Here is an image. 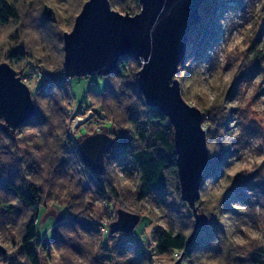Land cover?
I'll return each instance as SVG.
<instances>
[{"label":"clouds","instance_id":"obj_1","mask_svg":"<svg viewBox=\"0 0 264 264\" xmlns=\"http://www.w3.org/2000/svg\"><path fill=\"white\" fill-rule=\"evenodd\" d=\"M5 3L15 10L16 16H9L7 23H0V65H7L13 71V78L27 89L29 101L40 110L45 122L13 127L0 117V127L11 133L10 137L0 130V175L7 177V167L15 163L19 175L14 178L13 185L29 190L34 187L40 195L37 217L33 208L25 206L17 194L0 188V212L6 207L14 209L10 218L0 215V249L3 250L0 264H32L21 250L30 222L36 233L49 240L47 246L42 240L31 242L38 264H128L135 259L136 253L127 249L118 253L115 245L122 233L110 228L119 222V211L139 218L132 231L149 254L140 264H264V193L246 188L250 203L232 200L229 203L234 211L224 210L222 203L238 175L251 176L253 183L264 181V63L252 56L253 52L264 53V33L252 46L264 23V0H244L243 11L237 8L224 11L218 20L223 30L222 38L207 50L210 60L198 61L189 55L182 64L176 63L168 81L169 88H176L182 104L200 114L198 127L209 156L219 152L221 146L234 152L227 157L222 175L215 181L211 177H202V184L196 189L197 198L191 205L182 199L178 165H163L159 173L165 178L164 199L180 206V213L185 214L183 219L159 203L156 193L147 192L141 198V189L149 178L143 167L136 166L127 171L105 152L101 156L103 172L100 179L103 188L107 185L115 192L114 196L105 198L88 180L83 171L85 164L78 154L68 152L64 147L71 146L69 133L78 143H83L95 135L115 140L116 134L125 130L131 137L127 158L135 164L137 157L145 158V153H150L154 162L159 160L155 152L157 146L166 149L164 145L167 144L174 148L175 124L169 123L167 115L149 114L147 96L141 92L138 97L126 86L128 82H135L137 74L150 61L151 52L148 60L143 56L121 58L117 62L119 75L107 72L71 75L66 78L64 89L53 86L51 96L41 95L37 89L43 72H63L67 56L64 37L74 32L77 18L91 0H5ZM105 3L109 12L121 18H135L144 9L141 0H105ZM45 9L51 12V18L46 25L40 26L39 20ZM17 46L23 47L25 57L19 62V73L10 66L8 55ZM254 59H259L262 70L250 79L241 80L235 95L228 99L236 78ZM125 68L129 70L125 72ZM93 75L99 87L103 88V82L108 80L118 95H96L87 91ZM74 80L85 81L81 92L91 106L88 112L99 110L98 117L79 126L78 122L84 117L77 115L73 119L71 116L77 107L72 87ZM130 107L139 113L135 121L129 118ZM229 116L231 119L225 128L223 121ZM105 123L111 127H105ZM250 123L258 128V134L246 132L245 126ZM61 158L67 159L68 163L59 174L56 168ZM30 163L34 170H29ZM86 181L89 190L84 191L82 184ZM17 208L19 214L15 212ZM64 209L77 217L97 221L98 231H86L79 224L72 227L61 224L56 230L63 242L53 241L55 216ZM200 215L208 220L214 216L221 226L209 241L212 248H219L218 252L211 249L186 252V242ZM140 221H145L142 228ZM157 227L163 234L170 233L172 239L182 236V246L160 250L161 235L154 231ZM105 241L107 249L102 247ZM73 243L79 245L81 252L71 247ZM253 254L256 259L251 258ZM96 257L103 258L97 260Z\"/></svg>","mask_w":264,"mask_h":264},{"label":"water","instance_id":"obj_2","mask_svg":"<svg viewBox=\"0 0 264 264\" xmlns=\"http://www.w3.org/2000/svg\"><path fill=\"white\" fill-rule=\"evenodd\" d=\"M207 1L141 0L143 12L129 19L109 12L105 0H91L77 18L74 32L64 37L67 53L64 77L113 73L121 58L143 56L148 60L151 52L150 61L137 74L135 82L139 91L147 96L149 108L167 115L169 122L176 126L174 147L183 185L182 199L190 205L197 198L196 189L202 184L209 156L204 148L203 133L198 127L200 114L182 104L176 88H169L168 81L176 63L187 58L188 34L201 21L200 8ZM13 77L14 73L7 65H0V117L15 127L34 116L36 108L29 101L27 89ZM5 130L8 131L7 128ZM112 145L113 140L103 135L89 137L78 144L80 159L94 175L103 172L101 156L109 152ZM118 215L119 222L110 225L111 230L132 233L139 218L123 211ZM62 219V214L55 216L56 222ZM207 224L208 219L204 216L196 217L186 248L195 231Z\"/></svg>","mask_w":264,"mask_h":264},{"label":"trees","instance_id":"obj_3","mask_svg":"<svg viewBox=\"0 0 264 264\" xmlns=\"http://www.w3.org/2000/svg\"><path fill=\"white\" fill-rule=\"evenodd\" d=\"M215 0H208L206 3H204L200 9H202V7L206 4V5H210V8L213 7V4ZM218 1V0H216ZM212 3V4H210ZM214 9V8H212ZM11 16L13 18H15L16 13L15 10L13 8H11L10 6H8L5 3V0H0V23H7L8 21V17ZM200 23V22H199ZM205 27V26H204ZM204 27L202 28L201 26H199V24L195 27H193L191 29V31L188 34V45H192V49L191 52L193 53V47L194 44L196 42H199L198 45H203L204 41L208 38H211L212 36H210L208 34V31H206L204 29ZM194 43V44H193ZM196 47V45H195ZM199 47V46H198ZM188 48V47H187ZM21 55H22V51L20 49H13L11 51V53L9 54V56L11 58H14V60H20L21 59ZM188 55V54H187ZM187 57V56H186ZM127 59V58H124ZM183 62H181L182 64ZM129 69L125 68L124 71L127 72ZM113 73L119 75V69L117 68L116 71H114ZM64 75L63 73H60L59 75H54L51 84L47 85V86H43L39 89L38 93L41 95H48L51 96V90L53 88V86L59 87L61 89H64L63 87V79ZM127 87H130L133 92L139 97V94L141 93L137 87L136 82L132 83V82H128ZM88 91L92 92L93 94L96 95H107V94H111L112 96L116 97L118 94L113 91L111 84L109 83L108 80L104 81L103 84V88H101L99 91H95L93 90V88L89 87ZM35 106V105H34ZM36 108V106H35ZM129 114H130V119L132 120H136L139 113L135 110L134 107H130L128 109ZM149 114L154 115V116H163L162 112H160L159 110L155 109V108H149ZM38 117L37 115V110L34 114V116H32L27 122L25 123H31L33 120H36V118ZM170 123V122H169ZM225 124V120L223 121V125ZM143 124L140 125L141 128H143ZM165 128H167V125H164ZM143 135V134H141ZM158 138V136H157ZM130 140L131 137L129 136V134L125 131V130H121L120 132H118L116 134V139L113 140V145L109 151L110 153V158L111 159H115L117 160V162L119 164H122L124 166V169L127 171H131L133 168L137 167H143L145 169L146 172H148V181L145 182L144 186L141 189V198H143V195L147 192H154L156 193V197L158 198V202L161 200H164L165 194H166V184H165V178L163 177L162 174H160L159 172L162 170L163 165L165 167L172 165V164H176V152H175V147L171 149V147L167 144L164 145V148H161L159 146L156 147L155 152L156 155L160 158L159 160L155 161L154 157H150V153H145L144 159H141L140 157L136 158V164L129 160L127 158V153L131 150V145H130ZM151 143H155V141H151ZM81 160V159H80ZM68 163V160L65 158H61V160L59 161V164L56 168V172L57 171H64V166ZM87 176H88V180L91 181L92 183L95 184L96 186V191L101 195L104 196L105 198H107L109 195H115V192L112 188H110L109 186L105 185L103 188V185L101 183V179H100V175H94L91 171H89L86 167L83 170ZM213 172V167H209L208 169H205L203 172V176L204 177H212V173ZM244 188H234L233 191L236 192L237 194L235 195L236 200H240L242 203H246L244 201L243 198H241L243 196L242 191H244V189L246 188H252V189H257L260 187V185H245L243 186ZM0 188L4 189L7 192H11L13 195H18L20 200L25 204V206H31L33 208V211L37 214V217L39 216V208H38V204L40 201V195H39V191L32 187L29 188L28 187H19L16 188L13 185V182L11 180V177H4L2 175H0ZM82 190L87 191L89 190V184L88 182H83L82 184ZM17 191H19V193H16ZM239 191V192H238ZM263 191L264 193V189L261 190V192ZM230 202V201H229ZM228 202V204L224 207V210L227 211H234L233 209H231L230 207V203ZM180 208V206L178 205V209ZM68 213V216L66 218H64L63 220H61L60 222H56L53 226H52V237L51 239L57 243L63 242V237L57 232L56 228L57 225H64L66 227H72L74 224H79L83 229H85L86 231H98V226L96 224H94L92 221L86 220L84 218L81 217H77L73 214H71L70 212H68L67 209H65ZM15 212L17 214H19L20 209L17 208L15 209ZM14 213V209L12 207H6L2 212H0V215H4L6 218H10ZM182 217H184L185 214H181ZM221 229V226L219 225V223L217 221H213V220H209L207 226H205L204 228H199L195 231L194 237L191 241V243L189 244L188 248H186V252H191L195 249H211L215 252L219 251V248H212V246L210 245L209 241L214 238L215 233ZM155 232L157 234H160V250H163L166 247H181L182 246V242H183V237L181 236L179 239H172L171 234L170 233H161V230L158 228L157 230H155ZM127 234H122L120 236V239L117 240L116 245H115V249L118 253H123L124 250H131L133 252L136 253L135 259L130 260L128 262V264H140V261L144 258H146L149 254H147V252L145 251V249L141 246H137L132 244L130 241H128L126 238H124L123 236H126ZM41 241L43 242V244L45 246H47V244L49 243L48 239H40L34 228L31 225V222L29 223V227H28V235L25 237L24 240V246L23 249L24 253L29 257V259L31 260L32 264H38L35 254L33 252V244L31 243L32 241ZM37 247H39V244H36ZM71 247L76 251V252H81V248L79 247V245L73 243L71 244ZM102 247L107 249V247H104V245L102 244ZM3 250L0 249V253H2ZM103 257H96L97 260L102 259ZM252 259H256L255 254L252 255L251 257Z\"/></svg>","mask_w":264,"mask_h":264},{"label":"rangeland","instance_id":"obj_4","mask_svg":"<svg viewBox=\"0 0 264 264\" xmlns=\"http://www.w3.org/2000/svg\"><path fill=\"white\" fill-rule=\"evenodd\" d=\"M214 3L215 4H213V7H212L214 9L210 8L209 4L208 5L205 4L202 7V9H200L201 21L199 23V26H201L202 28L205 26L204 29L206 31H208V34L212 37L208 38V40L206 39L204 41L203 45H198L199 42H196L195 44L193 43L194 44L193 53L191 52V50L189 51V47H190V49H192V45L191 44L188 45L187 57L189 55H191L198 61L210 60V57L207 54V50L209 48L213 47L222 38L223 30L218 23L219 18L222 16L224 11H226L230 8H237V9H240L241 11H243V9L245 7L244 0H218V1L215 0ZM210 4H212V3H210ZM47 11L48 10L45 9L43 15L40 17V20H39L40 26L46 25L47 21L51 18V12H50V15L47 16ZM261 33H264V23H262L260 31L257 33V35L253 41L252 46H254L255 43H257L259 41ZM195 45H196V47H195ZM13 49H20L22 51V55H21L20 60H14V58H11V57L9 59L10 66H12L13 69L19 73V71H20V69L18 67L19 62L25 58L24 54H23V47L17 46V47L12 48L10 50V52L8 53V55L11 53V51ZM249 50H251V48ZM252 56H253V58H259L260 62L264 63V53L253 52ZM259 59H254L253 62L251 63V65L244 72H241L240 75L236 78L232 88L230 89V91L228 93V96H227L228 99H231L235 95L236 90H237V85L239 84V82L241 80L250 79L258 71L262 70L260 68ZM60 73H63V72H57L54 74L48 73L46 71L43 72L42 79L39 82L37 91H39V89L41 87L51 84L53 76L59 75ZM63 79L64 80H63L62 85L65 88V84L67 83V80L65 78H63ZM103 84H104V82H103ZM84 86H85V81H83V80H79V81L74 80L72 82V87L74 89L73 94L77 97V107H76V112L72 113L71 116L73 119L77 115L84 117L83 120L78 122V126L89 123L94 118L99 116V110H93L91 113L88 112V108L91 106L86 103V101L84 100V94L81 92V89L84 88ZM89 87L93 88V90H95V91H99L101 89V87H99L97 84L95 75H93L91 77V79L88 81L87 91H88ZM36 110H37L38 117L36 118V120H33L31 122V124H39V123L45 122V117L43 116V114L40 112V110L37 107H36ZM232 111H235V110H232ZM228 119H231V116H229L227 119H225V124H224L225 128H227ZM105 127H111V125L108 123H105ZM0 130H3L5 132V134H7L8 136L11 137V133L6 131L5 128L0 127ZM245 130L249 135L258 134V128L254 127L251 123L249 125L245 126ZM82 131H86V130L82 129ZM68 139L71 141V146L69 147V146L65 145L64 146L65 150L68 152L78 154V156H79V151H78V144L79 143L75 139H73V137L71 136V133L68 134ZM234 143H235V141H234ZM233 154H234V152L232 150H230V148L223 147V146H221L220 151L215 153L214 155L209 156V154H208L209 160H208V165L205 169H208L210 166L213 167V172H212L213 174L211 177L213 181H215L220 175H222V166H224L227 163V157H229ZM79 158H80V156H79ZM17 159H19V158H17ZM28 168H29V170H34L31 163L28 164ZM7 172H8L7 176L11 177L12 182H14V178L19 175V169L17 168L15 163L11 164L7 167ZM63 172L61 171V169H60V171H57V173H59V174H62ZM21 179H23V177H21ZM246 184L247 185H255V184L260 185V187L257 189L259 190L260 193H263V191L261 192V190L264 189V181L258 182V183H253L251 176L243 177V176L238 175L234 179L232 186L226 191V193L223 197V201H222L223 206H226L229 201L236 200L234 198H235V195L237 193L233 191V189L235 187L236 188H244L243 186H245ZM242 194H243V196L241 198H243L246 203H250L249 197L246 194L245 189H244V191H242ZM159 203H162L166 207H168L170 210L175 211L183 219V217H182V215L178 209V205L174 201L169 203L165 199L164 200L160 199ZM60 214L63 215V219L68 216V213L65 209ZM49 220L51 222V218H49ZM211 220L216 221V218L213 216L211 218ZM92 222L94 224L98 225L97 221H92ZM208 222H209V220H208ZM55 223H56V220H54L53 225ZM143 223H145V221H140L141 228L143 227ZM157 229H158V227L156 229H154V231ZM36 234L40 239H47L45 237H42L39 233H36ZM123 237L126 238L128 241H130L132 244L143 247L140 240H139V237L134 232L127 234L126 236H123ZM103 245H104V247H107L106 241L103 243Z\"/></svg>","mask_w":264,"mask_h":264},{"label":"built area","instance_id":"obj_5","mask_svg":"<svg viewBox=\"0 0 264 264\" xmlns=\"http://www.w3.org/2000/svg\"><path fill=\"white\" fill-rule=\"evenodd\" d=\"M65 79L67 78V77H64ZM67 80V79H66Z\"/></svg>","mask_w":264,"mask_h":264}]
</instances>
